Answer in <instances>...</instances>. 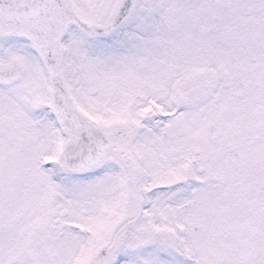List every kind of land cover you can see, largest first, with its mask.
Here are the masks:
<instances>
[{
    "label": "snow or ice",
    "instance_id": "obj_1",
    "mask_svg": "<svg viewBox=\"0 0 264 264\" xmlns=\"http://www.w3.org/2000/svg\"><path fill=\"white\" fill-rule=\"evenodd\" d=\"M0 264H264V0H0Z\"/></svg>",
    "mask_w": 264,
    "mask_h": 264
}]
</instances>
